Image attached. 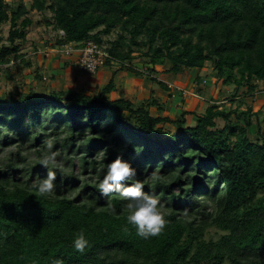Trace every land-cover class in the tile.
Wrapping results in <instances>:
<instances>
[{"label":"trees","instance_id":"1","mask_svg":"<svg viewBox=\"0 0 264 264\" xmlns=\"http://www.w3.org/2000/svg\"><path fill=\"white\" fill-rule=\"evenodd\" d=\"M30 10L51 13L52 29L61 33L57 50L69 44L79 49L87 41L106 44L113 61L105 66L135 77L143 76L136 63L153 75L156 66L168 65L178 75L209 63L223 86L253 92V81L264 83V0H33L29 9L0 0V26L9 24L0 74L10 61L25 59L21 46ZM116 30L117 38L104 42ZM113 91L109 81L96 94L29 91L0 101V145L14 144L0 158V264H51L56 258L64 264H264V132L258 114L238 108L225 113L213 102L189 124L186 112L177 120L152 116L151 108L162 110L154 93L133 103L111 99ZM232 117L242 122L234 126ZM217 119L225 121L223 128ZM51 137L62 161L55 171L65 187L46 198L26 185L44 174L36 157ZM105 145L107 158L96 160ZM27 146L33 159L22 153ZM135 146L142 150L134 152ZM117 153L132 161L145 190L148 173L160 166L155 190L169 213L160 236L137 237L126 224L124 202L115 195L100 198L94 175ZM88 170L91 176L82 179ZM212 227L222 234L207 240ZM81 229L90 237L82 253L71 243Z\"/></svg>","mask_w":264,"mask_h":264},{"label":"rangeland","instance_id":"2","mask_svg":"<svg viewBox=\"0 0 264 264\" xmlns=\"http://www.w3.org/2000/svg\"><path fill=\"white\" fill-rule=\"evenodd\" d=\"M32 1L4 0L9 8H15L19 3H22L27 9L30 8ZM28 17L32 23L25 29L26 41L21 46V53L25 59L23 62L12 60L2 70L0 74V101L4 100L7 95L17 97L21 93L27 94L29 91L33 94H47L53 90L83 91L87 94H96L111 81L115 92L114 94L111 92L109 97L114 99L125 97L133 103H139L148 100L152 97L153 92H157L153 95L158 98L162 110L157 112L155 108H151L150 113L152 116L177 120L183 112H186L189 114L186 117L188 123L193 124L195 121L193 114L204 113L206 108L215 102L225 113L238 108L239 113L249 110L248 115L254 117L255 114H258V124L264 132V83L260 81H253L255 86L253 92H250L247 87L235 90L234 86H223L217 81L214 70L209 63H206L201 70H183L178 75L169 73L167 71L169 69L168 65L165 67L156 66L155 77L152 76L153 74L142 73V82H146L142 84V89L139 87V82L131 84L133 76L127 75L128 71L126 72V70H119V66L116 65H113L114 67L111 69L105 66L95 74H88L83 71L80 73L81 70L78 64L69 65V62H65V56H69L70 53L62 54L56 51V41L61 33L52 29L51 13L48 10L41 13L30 10ZM8 30V23L0 26V47L7 45ZM117 35L116 30L110 36L102 38L104 42L114 41ZM105 45H102L103 48H105ZM25 62H28L30 66H26ZM135 67L138 68L137 65ZM139 68V71H143L147 67L142 65L141 68L140 65ZM145 71L148 72V69ZM196 77H198V80ZM150 78H155V81L160 78L166 85L170 84L179 88V90L183 89L188 94L182 97H169L166 92H160L159 86L150 82ZM149 90H152V93ZM229 120L234 126H238L237 124L242 122H238L234 117ZM216 124L217 128L221 129L224 127L225 121L217 119ZM166 128L171 131L174 130L172 125H167ZM256 130V127H252L250 133L255 134ZM47 132L49 133V131ZM51 139L52 137L49 140ZM1 145L0 158L6 155L7 152L14 150V144L4 146L1 143ZM22 153L26 154L29 159L34 157L29 146L23 148ZM56 161L59 166H62L61 158L56 159ZM80 176L85 179L89 178L91 174L88 170L86 174ZM221 234L220 230L212 227L207 230L205 239L216 240Z\"/></svg>","mask_w":264,"mask_h":264},{"label":"clouds","instance_id":"3","mask_svg":"<svg viewBox=\"0 0 264 264\" xmlns=\"http://www.w3.org/2000/svg\"><path fill=\"white\" fill-rule=\"evenodd\" d=\"M4 125L0 124V129ZM141 146H135L133 151L139 152ZM108 146L98 150L96 160L103 162L107 158ZM59 152L53 150V141L48 140L41 150L37 162L44 168V174L27 183L26 187L35 191L42 197L55 198L60 188L65 187L58 180L59 173L56 157ZM149 190H145V183L138 178L137 168L131 160L124 158L120 153L115 154L106 164H101V174L94 178L95 187L99 190V196L107 199L109 196H118L124 202L126 209V224L135 230V235L145 241L160 236L169 223L166 203L161 193L155 190V184L162 178L160 166H156L148 173ZM181 179H186L181 177ZM90 204L94 201H90ZM111 210V205H109ZM128 232V227H125ZM72 247L77 252H84L90 247V237L81 229L74 233ZM51 264H64L63 260L56 258Z\"/></svg>","mask_w":264,"mask_h":264},{"label":"built area","instance_id":"4","mask_svg":"<svg viewBox=\"0 0 264 264\" xmlns=\"http://www.w3.org/2000/svg\"><path fill=\"white\" fill-rule=\"evenodd\" d=\"M56 51L62 54H69L74 51V46L70 44L63 45L60 49ZM77 51L79 53V57L77 60L78 67L81 71L87 72L88 74H95L99 69L105 66L107 60L113 61L109 56L108 52L103 47H100L97 43L93 41H87L83 43L82 46L77 49ZM145 70L143 69V71L140 72L147 73ZM152 76L155 77L154 75ZM166 86L169 91V96L173 98L176 96L182 97L188 94V92H186L185 90H179V88L170 84H167Z\"/></svg>","mask_w":264,"mask_h":264},{"label":"crops","instance_id":"5","mask_svg":"<svg viewBox=\"0 0 264 264\" xmlns=\"http://www.w3.org/2000/svg\"><path fill=\"white\" fill-rule=\"evenodd\" d=\"M66 58V60H65V62H69V65H73V64H76L77 65V60H78V57H79V53H78V51H77V48H74V51L73 52H71L70 54H69V56H65ZM136 65L138 66V69H140L139 68V66L141 65V68H142V64L141 63H136ZM144 66V65H143ZM114 66L113 65H111L109 68L111 69V68H113ZM119 69V68H118ZM120 70V69H119ZM82 71H80V73H81ZM127 72V71H126ZM129 72V71H128ZM127 72V75H131V76H133V78H132V81H131V84H134V83H136V82H139L140 84H139V87H140V89H142V87L141 86H143L142 84H144V83H146L145 81H144V83L142 82L143 80L141 79V78H143V77H135L134 76V74L133 73H131V72H129L128 73ZM154 72H155V67H154ZM114 74V73H113ZM112 76V75H111ZM159 76H161V75H159ZM146 79V78H145ZM157 81H161L160 80V78H159V80H157ZM157 81H153V80H151L150 82H152V83H156L157 85H158V82ZM162 83H164V85L166 86V84H165V82H163V81H161ZM145 90H147L146 88H144ZM150 91V93H152V90H149ZM114 92L115 91H113L112 92V94H114ZM160 92H163V93H167V95H169L168 93H169V91L166 89V91H161L160 90ZM154 94L155 93H157V92H153ZM119 98H121V97H119ZM119 98H117V99H119ZM123 98H125V97H123ZM111 99H114V98H111ZM125 99H127V100H130V99H128V98H125ZM131 101V100H130ZM132 102V101H131Z\"/></svg>","mask_w":264,"mask_h":264},{"label":"water","instance_id":"6","mask_svg":"<svg viewBox=\"0 0 264 264\" xmlns=\"http://www.w3.org/2000/svg\"><path fill=\"white\" fill-rule=\"evenodd\" d=\"M146 51H147V49H146Z\"/></svg>","mask_w":264,"mask_h":264}]
</instances>
